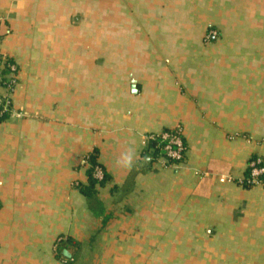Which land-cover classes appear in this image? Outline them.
<instances>
[{"label": "crops", "instance_id": "0c3cea01", "mask_svg": "<svg viewBox=\"0 0 264 264\" xmlns=\"http://www.w3.org/2000/svg\"><path fill=\"white\" fill-rule=\"evenodd\" d=\"M0 49L24 115L0 122V264H264V186L240 184L264 160V0H0ZM178 126L163 168L146 137Z\"/></svg>", "mask_w": 264, "mask_h": 264}, {"label": "built area", "instance_id": "2783aa9c", "mask_svg": "<svg viewBox=\"0 0 264 264\" xmlns=\"http://www.w3.org/2000/svg\"><path fill=\"white\" fill-rule=\"evenodd\" d=\"M19 85V65L0 49V122L10 119H20L24 115L19 112L14 103V93ZM149 144V153L152 160L163 168L178 166L186 159L187 146L184 139V132L181 126L171 130H163L151 133L146 137ZM93 177L97 181L105 179V171L97 166L93 170ZM241 185L264 186V160L255 157L248 165L247 177L240 181ZM58 241L55 251L59 250Z\"/></svg>", "mask_w": 264, "mask_h": 264}, {"label": "rangeland", "instance_id": "374dc122", "mask_svg": "<svg viewBox=\"0 0 264 264\" xmlns=\"http://www.w3.org/2000/svg\"><path fill=\"white\" fill-rule=\"evenodd\" d=\"M214 33V31L212 32ZM173 233H165V238L166 240L172 241L175 237H172ZM180 239L183 240H188V235L187 233H182ZM167 243V242H166ZM169 245L168 247H164L163 249V253L161 255V257L156 258L155 255L154 256H149V259L146 263H144V259H142L141 257L138 258H133V261L130 263H124V259H116V258H104V257H100L98 258V255L96 258H94V255H92V249L90 253H88V256L86 255V257H82L81 256L79 258H68L71 259L73 262L72 264L76 263V261H81V264H189L188 262V248L186 247H180V248H176L173 246H170L171 244H166ZM113 251L114 249H106V251ZM153 250V252H155V249H150ZM69 251V250H68ZM57 254L60 255V257L62 259H66L67 257L62 256V251L59 248V250L56 252ZM71 253V252H70ZM63 260V261H64ZM70 261V260H69Z\"/></svg>", "mask_w": 264, "mask_h": 264}, {"label": "trees", "instance_id": "16d2710c", "mask_svg": "<svg viewBox=\"0 0 264 264\" xmlns=\"http://www.w3.org/2000/svg\"><path fill=\"white\" fill-rule=\"evenodd\" d=\"M89 163H90V167H89V170H88V177H89V184L88 186H84V187H81V190L82 192L87 196V197H90L94 190L96 189V187L98 185L102 186L103 184H105L106 182V179H107V176H106V173H105V179L103 181H97L94 177H93V170L95 167L97 166H100L102 167L98 161H97V157L95 154H92L90 155L89 157ZM103 168V167H102ZM104 170V168H103ZM105 171V170H104Z\"/></svg>", "mask_w": 264, "mask_h": 264}, {"label": "water", "instance_id": "95a60500", "mask_svg": "<svg viewBox=\"0 0 264 264\" xmlns=\"http://www.w3.org/2000/svg\"><path fill=\"white\" fill-rule=\"evenodd\" d=\"M134 90L136 91L135 85H134ZM64 254H66L68 257H70V254H68V253L65 252Z\"/></svg>", "mask_w": 264, "mask_h": 264}]
</instances>
